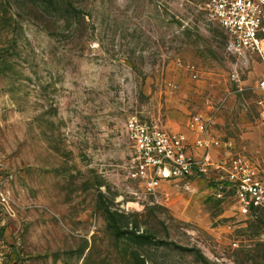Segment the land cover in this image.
<instances>
[{
    "label": "rangeland",
    "instance_id": "rangeland-1",
    "mask_svg": "<svg viewBox=\"0 0 264 264\" xmlns=\"http://www.w3.org/2000/svg\"><path fill=\"white\" fill-rule=\"evenodd\" d=\"M197 4L0 0V174H13L14 209L2 264H264V209L236 215L209 175L163 183L157 202L131 171L132 114L185 130L204 113L264 175L263 64L231 53Z\"/></svg>",
    "mask_w": 264,
    "mask_h": 264
},
{
    "label": "built area",
    "instance_id": "built-area-1",
    "mask_svg": "<svg viewBox=\"0 0 264 264\" xmlns=\"http://www.w3.org/2000/svg\"><path fill=\"white\" fill-rule=\"evenodd\" d=\"M197 5L224 32L231 53L260 58L263 73L255 105L264 125V0H198ZM189 71L197 77L193 66ZM209 123L204 113H197L189 117L185 130L172 129L132 114L125 128L134 178L144 194L158 202L163 183L209 175L217 199L233 198L236 215L257 217L264 209V175L246 156L234 152L231 138L210 133ZM12 178L11 172L0 174V264L9 251L1 234L14 216Z\"/></svg>",
    "mask_w": 264,
    "mask_h": 264
}]
</instances>
